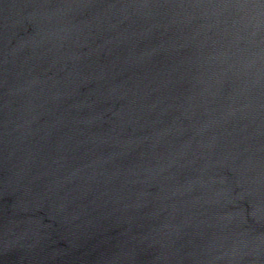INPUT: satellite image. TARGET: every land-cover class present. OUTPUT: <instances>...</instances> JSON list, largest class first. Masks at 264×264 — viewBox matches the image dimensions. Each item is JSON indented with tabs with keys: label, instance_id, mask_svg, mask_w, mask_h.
Here are the masks:
<instances>
[{
	"label": "water",
	"instance_id": "obj_1",
	"mask_svg": "<svg viewBox=\"0 0 264 264\" xmlns=\"http://www.w3.org/2000/svg\"><path fill=\"white\" fill-rule=\"evenodd\" d=\"M0 264H264V0H0Z\"/></svg>",
	"mask_w": 264,
	"mask_h": 264
}]
</instances>
